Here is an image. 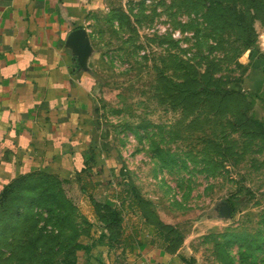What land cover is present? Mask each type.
<instances>
[{
  "label": "rangeland",
  "instance_id": "rangeland-1",
  "mask_svg": "<svg viewBox=\"0 0 264 264\" xmlns=\"http://www.w3.org/2000/svg\"><path fill=\"white\" fill-rule=\"evenodd\" d=\"M87 20L84 164L5 187L0 264H83L115 206L119 237L167 224L190 264H264V0H93Z\"/></svg>",
  "mask_w": 264,
  "mask_h": 264
},
{
  "label": "crops",
  "instance_id": "crops-1",
  "mask_svg": "<svg viewBox=\"0 0 264 264\" xmlns=\"http://www.w3.org/2000/svg\"><path fill=\"white\" fill-rule=\"evenodd\" d=\"M92 2L0 0V192L18 178H66L84 164L79 137L90 115L92 53L82 69L66 38L78 27L89 35ZM141 229L114 245L102 237V248L84 236L89 250L76 255L83 264H190L152 224Z\"/></svg>",
  "mask_w": 264,
  "mask_h": 264
},
{
  "label": "trees",
  "instance_id": "trees-1",
  "mask_svg": "<svg viewBox=\"0 0 264 264\" xmlns=\"http://www.w3.org/2000/svg\"><path fill=\"white\" fill-rule=\"evenodd\" d=\"M237 17V25L238 28L240 29V32L242 33V35L247 39L248 43H253L254 39H255V31L254 28L252 26V23L250 21H248L247 15L244 12H240L238 13V15L236 14ZM263 73H264V67L262 69ZM45 179V178H54L52 176H49L48 173H42V175L39 176H31V177H24V178H18L13 180L12 182L8 183V185L6 186H16L15 184H19L20 180L22 182H26L30 179ZM14 184V185H13ZM5 186V187H6ZM5 187L2 189V191L0 192L1 195L4 194L5 191ZM124 190L126 192V195L130 194L131 192L129 189V186H125ZM131 201V202H130ZM128 203L132 204L133 200H130ZM228 203L230 204L232 210L233 208H236L238 206H240L242 204L243 199L239 200V199H235V200H227ZM123 204V201L121 202V205ZM113 213L112 215L114 217L112 218H117L119 216V212L121 211L120 208L118 206H115V209H113ZM98 217L104 222V226L106 229L111 230L112 231V235H110L109 241L111 242L110 245H114L115 243H117L118 237L120 235V233L117 232L114 233L113 232V227H117L116 225H118L119 220H116L115 222L112 220V218H109L107 215H105V217L103 218V216L98 214ZM156 233L158 234V236L162 237L164 239V242L166 243V245L168 246V249L172 252L176 251V245L173 239V230L172 228L167 225V224H157L155 227ZM116 234V235H115ZM80 238V237H79ZM76 239V241L73 244V250L75 253H77L78 251H88L89 248L88 246L83 243V241H81L80 239Z\"/></svg>",
  "mask_w": 264,
  "mask_h": 264
},
{
  "label": "water",
  "instance_id": "water-1",
  "mask_svg": "<svg viewBox=\"0 0 264 264\" xmlns=\"http://www.w3.org/2000/svg\"><path fill=\"white\" fill-rule=\"evenodd\" d=\"M66 45L72 49L77 65L82 69L87 68V59L92 53V45L87 31L78 27L71 30L66 38ZM220 218H230L232 208L227 200H222L215 206Z\"/></svg>",
  "mask_w": 264,
  "mask_h": 264
}]
</instances>
